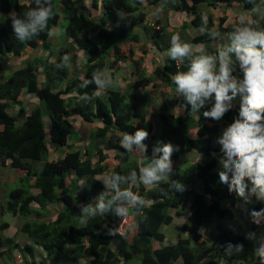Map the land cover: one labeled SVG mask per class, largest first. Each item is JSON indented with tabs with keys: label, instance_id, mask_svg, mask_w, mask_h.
<instances>
[{
	"label": "trees",
	"instance_id": "trees-1",
	"mask_svg": "<svg viewBox=\"0 0 264 264\" xmlns=\"http://www.w3.org/2000/svg\"><path fill=\"white\" fill-rule=\"evenodd\" d=\"M83 1L48 0L51 15L46 29L20 41L12 32L9 13L14 10L22 16L35 4L33 0H0V56L18 57L38 45L41 49L0 77V165L16 171V182L5 197L3 209L19 217V230L31 240V244L21 246L14 237L3 235L0 225V256L6 254V264H11L13 249L21 247L28 256L39 247L50 264L58 260L64 264H131L134 258L133 264H259L255 249L264 243V219L254 223L249 211L264 207V202L253 198L254 202L245 203L217 179L222 169L216 163L219 149L215 141L223 132L221 126L231 125L238 102L219 122L205 118L203 109L191 111L175 94L171 82L172 74L186 70L187 60H172L166 52L153 61V55L147 54L153 45L167 50L174 33L197 46L193 55L200 48L214 54L221 47L214 46L218 37H210L209 32L226 37L240 23L229 19L227 10L232 3L238 1L242 10L252 11L264 9V0H90L89 5ZM166 5L178 12L180 23L156 17L150 24L149 14L156 15L153 10ZM214 9L222 13L216 16V23ZM251 19L244 21L260 24L264 30L261 19L254 15ZM59 22L64 40L55 44L50 32ZM202 27L208 31L201 32ZM187 28L200 30L188 39L183 33ZM135 53L140 54L141 61L134 58ZM64 55L71 61L81 58L77 73L69 70L67 61L62 60ZM127 59L136 66V80L121 88L114 70ZM110 68L114 70L107 73L109 83L100 90L92 77L98 72L106 74ZM40 73L44 76L41 82ZM150 82L154 88L168 91L157 106L147 92L134 87ZM24 93L37 98L28 111L23 110L20 98ZM15 106L20 110L13 115L9 110ZM138 128L147 130L144 143L148 147L147 156L139 154L137 161L121 147L120 139L125 132L131 134ZM158 143L174 146L172 161L189 151L205 156L203 161L195 156L184 168L174 166L171 176L159 184L122 182L121 189L131 190L143 200L140 206L129 205L123 217L116 215L112 206L95 217L82 213L83 205L96 204L93 195L100 196L108 188L99 176L138 171L141 160L146 164ZM56 152L50 159L49 153ZM172 180L180 181L183 190L172 191ZM30 188L39 191L33 194ZM112 194L109 189L107 198ZM56 203L62 208L53 218H46L50 216L47 207ZM240 203L245 204L246 232L234 231L220 222L235 218ZM184 209L187 216L175 240L155 246V241L164 242V227L174 216L183 217ZM127 216L134 225L122 231L118 221ZM210 224H214L211 229ZM129 230L135 232L129 236ZM250 234L255 238H246ZM226 242L242 243L243 250L226 255ZM25 262L47 264L33 258H25Z\"/></svg>",
	"mask_w": 264,
	"mask_h": 264
},
{
	"label": "clouds",
	"instance_id": "clouds-1",
	"mask_svg": "<svg viewBox=\"0 0 264 264\" xmlns=\"http://www.w3.org/2000/svg\"><path fill=\"white\" fill-rule=\"evenodd\" d=\"M33 2L35 7H29L22 16L17 15L14 10L9 13L12 32L20 41L44 31L51 15L48 0ZM257 14L264 22V11L258 10ZM199 30L198 28L196 32ZM206 31V27L201 28V32ZM220 35L219 32H209V36L213 38ZM226 39L228 43L214 54L200 48L199 53L193 55L191 45L182 41L179 33L170 36L167 50L156 48L163 54L167 52L172 60H187L186 70L172 74L171 82L175 94L183 98L191 111L199 112L203 109L202 115L205 118L219 122L233 111L238 102L231 125L224 123L221 131L222 128H227L215 141L219 149L216 163L222 169L217 179L229 193L234 192L245 203L254 202L253 198L255 201L264 202V30H261L260 24L248 25L241 19L239 25L226 34ZM150 53L152 54L151 50ZM68 59L67 55L62 57L68 66L76 65L78 72L82 65L81 58L77 57L76 61ZM122 62L131 64L132 69L136 68L134 62L127 59L120 61L117 69H108L106 74L95 73L92 80L100 85V90H104V86L109 83L107 73L118 71ZM135 80L136 77L128 82ZM147 137V130L138 128L131 134L125 132L120 139V145L126 152L139 150L141 157L147 156L148 146L144 143ZM173 151L174 146L171 143H158L153 146L148 163L144 164L143 159L141 160L142 166L138 171L132 169L126 175L113 171L104 175L102 182L113 194L107 199L102 195L94 206L83 205L82 213L87 217H95L97 213L102 214L112 206L115 214L123 217L127 214L129 205H142V198L131 190L121 189V183L128 180L135 182L134 184H159L173 172ZM170 188L172 191H182L183 185L178 180H172ZM249 215L254 223H260L264 219V207L250 209ZM246 238L253 239L255 236L250 234ZM223 248L226 255L230 256L233 252L242 251L243 244L226 242ZM255 253L259 264H264V244H259Z\"/></svg>",
	"mask_w": 264,
	"mask_h": 264
},
{
	"label": "rangeland",
	"instance_id": "rangeland-1",
	"mask_svg": "<svg viewBox=\"0 0 264 264\" xmlns=\"http://www.w3.org/2000/svg\"><path fill=\"white\" fill-rule=\"evenodd\" d=\"M19 1H21V0H19ZM83 3L89 5L91 3V1L90 0H84ZM90 9L92 10L93 13H95L93 8H90ZM168 9H170V8H169L168 5H166V6L162 7V9H157V13H155L156 15L149 14L148 22L151 24L155 20L156 17L161 18V20L162 19L164 20V18H168L167 17L168 16V14H167V10ZM258 10L259 11H264L263 8L259 9L258 7L254 8L252 11H250V10H248V11L242 10L240 8L239 2L238 1H234L232 3L231 7L229 8L228 15H229V19L230 20H234V19L239 20V21H241V19H243V20H247V19L248 20H252L251 19L252 15L255 16L256 20H260L261 16L257 14ZM220 14H222L221 11H219L218 9H214V16H215L214 21H215V23L217 22V17L216 16H218ZM59 27H61L60 22L57 23L51 29V32H50L51 40L55 44H58V43L60 44L64 40L63 34L61 32V29H59ZM137 30H139V29H137ZM183 33L185 34V36L187 38H190L194 33H196V31L195 30H190V29H185L183 31ZM227 43H228V41H227L226 37L223 36V35H220V37H218V39L215 42V46L223 47ZM191 47L193 49H195L196 45L195 46L191 45ZM150 50H151L153 56H156L157 54L161 53V51L159 49H157L156 47H154V46L153 47L150 46ZM164 50H166V48ZM39 52L41 53V49H40V46L38 45V46L35 47V49L28 48V49L24 50L22 55L18 56V57H14V56H12L10 54L1 55L0 56V63L2 65V71L0 73V77L1 76H4V77L7 76L12 71V69L14 67L22 64L24 59L31 58L35 54H39ZM149 55H150V51L148 52L147 57ZM134 57L139 59L140 55L138 53H136L134 55ZM139 60L141 61V59H139ZM151 60L155 61V58L151 57ZM130 65L127 62H122L119 70L115 72V74H116L115 78L117 80V83H118L119 87L126 86V84L128 83V81L126 80L127 77L130 80H132V81L135 79V77H136L135 76L136 69H132L131 68L132 65L131 66ZM69 68H71L72 73H74V72L77 73L76 65H73V66L69 65ZM70 77H71V74L68 75V78H70ZM113 84H115V81L113 82ZM134 87L139 92H143V91L147 92L150 100H152V102L155 104V106L160 104L162 102V99L165 98L166 94L168 93V91H164V90H161V89L154 88L152 86L151 82L149 84H146V85L136 84V85H134ZM20 98L24 102L23 110H25V111L26 110L28 111V109L30 107H32L35 103H37V98L33 94L24 93V94H22V96ZM153 108H154V106H153ZM19 110H20V106H18V107L15 106L14 109L11 108L9 111L13 115H15V112H18ZM147 110H148V112H152V110L149 107H148ZM75 130H76V127L74 128V132H75ZM71 141L72 140H70V142ZM130 153H131V158L132 157L136 158L137 161L141 159L140 155H139L140 154L139 150H134V151H132ZM50 154H57V152L56 153H50ZM108 154H110V156H112L113 152L109 151ZM195 156H196V154L193 151H189V153L188 154L186 153L183 157L173 160L172 161L173 162V167L174 166L175 167L178 166V167L184 168L185 166H187L189 164V162L194 160L193 158ZM128 159L129 158H127V160ZM115 162L116 161H114L113 163H115ZM125 162L126 161L122 162V164H124ZM108 163L109 164L112 163L111 159L108 160ZM8 168L10 170H9V172L7 174H10L11 173V168L7 167V169ZM2 174H4V173L2 172V170H0V179H1V175ZM99 177L102 180V178L104 176H99ZM0 181H2V180H0ZM15 182L16 181H12V182H7L6 183V185H8V191L15 184ZM3 185H4V183L0 184V187L3 186ZM108 190H109V188H107V190L105 192L101 193L100 196L93 195V199L96 200V203L101 199L102 195L104 196L105 199H107ZM6 195H5V197H6ZM60 205H61L60 203H56V204H54V206L49 207L48 208L49 213L52 212V211H57L58 208H60L62 206V205L61 206ZM186 216H187V212H186L185 209H184V216L183 217L179 218V217L174 216L172 223L164 227V232H165V236H166L165 239H164V242L163 241H155L154 245L155 246H160L162 244H166L167 242L174 241L175 237L178 234V232L181 230L180 229L181 224L186 219ZM220 222L223 223L226 226L231 227L234 231L246 232L247 231L248 222H247V217H246V214H245V205L243 203H240L238 205L237 215L235 216V218H233L231 220L222 219V220H220ZM132 224L134 225V221H133L132 217H130V216L124 217V218H122L121 220L118 221L119 228L122 231H126L128 229V227L132 226ZM213 226H214V224H212V225L210 224L209 228L211 229V228H213ZM134 232H135V230H129V232H128L129 236H131ZM183 234H185V232H183ZM206 234L208 236H211V232L210 231L206 232ZM38 255H39V253H38ZM43 255H44V253L43 254L41 253L40 256H41V259L43 261H45L46 257L45 256L43 257ZM10 256L12 257V254H10ZM83 258L86 260L87 257L83 256ZM135 261H136V258H134L132 260L131 264H133ZM81 262H83V260H81ZM0 264H6V258L5 257L0 259Z\"/></svg>",
	"mask_w": 264,
	"mask_h": 264
},
{
	"label": "crops",
	"instance_id": "crops-1",
	"mask_svg": "<svg viewBox=\"0 0 264 264\" xmlns=\"http://www.w3.org/2000/svg\"><path fill=\"white\" fill-rule=\"evenodd\" d=\"M160 9H162V8H160ZM153 11H155L157 13V10H153ZM228 11H229V9L227 10V14H228ZM177 13L178 12H176V11H174L172 9H168L167 10V14H168L167 17H168L170 23H172V24L180 23L179 16H178ZM187 29L195 30V31L198 30V28H187ZM186 42L190 44L189 41H186ZM193 46H195V45H193ZM196 48H197V46H196ZM196 48L195 49L192 48V50L194 51V50H196ZM43 78H44L43 75H41V74L38 75V80L40 82L43 81ZM126 80L129 81L130 79L127 77ZM226 128L227 127H225L224 129H226ZM224 129L222 128V131ZM191 131H190V133L193 134ZM54 157H55L54 154H50L49 153V158L50 159L54 158ZM203 159H204V155L199 153L197 160L203 161ZM0 170H2V172L4 173V174L1 175V179H0V180H2V181H0V184L4 183V185L0 187V225L3 224L1 232H2V234L4 236H12V237H14L15 240H17L20 243L21 246L24 245V244H31V240L19 230V228H20L19 217L16 214H12L10 211H6V210L3 209V204L5 203V195L8 192V185H6V183L16 180V175H15L16 171H15V169L11 168V173L7 174L10 169L9 168L7 169V166L4 167L2 165H0ZM23 172H24L23 170H20V173H23ZM38 191H39L38 188H30V190H29V192L33 193V194H36ZM49 207H51V206H48L47 209ZM61 208H62V206L60 208H58V210L61 209ZM55 213H56V211L50 212L49 213L50 216L46 217V218H53ZM30 217H32V216H30ZM30 217L28 216L27 218H30ZM260 244H264V243H260ZM20 248H15V249H13L11 251V254H12V257H13L11 264H26L25 258H29V257L33 258L36 262H39V261L42 260L41 256H40L41 253L42 254L44 253L43 257L45 256V252H43V250L41 248H39V247H38V249L36 248V250L33 252V254H29L28 255L29 257L26 256L27 254L23 253L24 251L22 252V250ZM38 253H39V255H38ZM5 256H7V255L5 254L3 256H0V259L4 258ZM46 262H47V264H50V262L47 261V259H46ZM6 263H8V261H6ZM57 264H64V263L61 262L60 260H58ZM68 264H78V263H68Z\"/></svg>",
	"mask_w": 264,
	"mask_h": 264
}]
</instances>
